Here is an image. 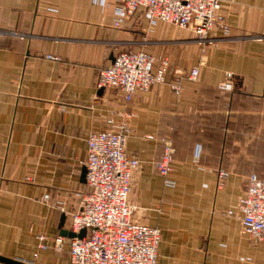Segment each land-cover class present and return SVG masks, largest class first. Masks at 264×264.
Here are the masks:
<instances>
[{
    "label": "crops",
    "instance_id": "obj_1",
    "mask_svg": "<svg viewBox=\"0 0 264 264\" xmlns=\"http://www.w3.org/2000/svg\"><path fill=\"white\" fill-rule=\"evenodd\" d=\"M118 5L0 0V254L69 264L68 245L40 248L38 234L71 237L62 229L72 230L71 212L87 189L88 133L111 112L117 119L131 112L127 152L141 165L129 201L133 219L162 229L158 264H264V242L226 212L248 175L264 169V0H223L229 29L203 43L191 29L148 23L143 7L116 26ZM127 47L167 55L173 65L165 82L130 101L95 83L99 68ZM194 65L196 79L188 76ZM165 137L176 147L174 184L155 164ZM221 167L228 175L218 186Z\"/></svg>",
    "mask_w": 264,
    "mask_h": 264
},
{
    "label": "built area",
    "instance_id": "obj_2",
    "mask_svg": "<svg viewBox=\"0 0 264 264\" xmlns=\"http://www.w3.org/2000/svg\"><path fill=\"white\" fill-rule=\"evenodd\" d=\"M107 4L109 0H93ZM223 0H120L116 6L114 24L120 26L124 18L144 8V17L154 25L159 21L173 23L191 29L200 43L213 41L214 31L229 29L228 17L221 12ZM47 57L60 59L48 53ZM173 69L167 55L154 54L145 49L127 47L120 51L113 62L101 66L97 73L99 88H116L122 91L126 101L133 99L139 90H149L153 85L166 81L167 73ZM200 66L194 65L189 77L196 79ZM233 73L222 88L227 89ZM180 94V80L170 83ZM131 112L117 119L111 112L105 117V126L92 129L87 136L88 152L84 160L87 168V189L80 193L78 208L71 212V229L79 232L87 228L82 236L67 238L57 235L51 238L46 232L38 234L40 248L63 250L69 246V264H158L159 244L162 229L133 219L135 205L130 203L133 176L141 160L127 152V142L134 129L130 122ZM152 137L153 135H148ZM162 155L155 159L167 184L175 181L168 177L174 155L175 144L165 137ZM228 171L219 168L218 186L225 184ZM48 203L51 195L44 193ZM65 201L56 200L64 209ZM227 214L235 216L241 223V232L256 242L264 241V169L253 170L247 178L246 187L237 205ZM37 255V253H36Z\"/></svg>",
    "mask_w": 264,
    "mask_h": 264
},
{
    "label": "water",
    "instance_id": "obj_3",
    "mask_svg": "<svg viewBox=\"0 0 264 264\" xmlns=\"http://www.w3.org/2000/svg\"><path fill=\"white\" fill-rule=\"evenodd\" d=\"M86 172H87V168H86V166H84V175H86ZM62 233L67 234L71 237H75V236L82 237L87 233V228L84 227L79 232H75L73 230L63 228ZM0 261L5 262L7 264H32L28 261H24V260H21L18 258L7 257V256H4L2 254H0Z\"/></svg>",
    "mask_w": 264,
    "mask_h": 264
},
{
    "label": "rangeland",
    "instance_id": "obj_4",
    "mask_svg": "<svg viewBox=\"0 0 264 264\" xmlns=\"http://www.w3.org/2000/svg\"><path fill=\"white\" fill-rule=\"evenodd\" d=\"M183 28H185V27H183ZM189 29V28H188ZM261 242H264V241H261Z\"/></svg>",
    "mask_w": 264,
    "mask_h": 264
}]
</instances>
